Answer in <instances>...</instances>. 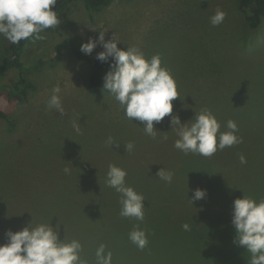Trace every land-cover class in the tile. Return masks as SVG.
Instances as JSON below:
<instances>
[{
	"label": "rangeland",
	"instance_id": "374dc122",
	"mask_svg": "<svg viewBox=\"0 0 264 264\" xmlns=\"http://www.w3.org/2000/svg\"><path fill=\"white\" fill-rule=\"evenodd\" d=\"M217 9L226 16L213 26L210 17ZM59 17V26L42 33L44 39L25 45L24 62L44 63L31 71L24 99L10 100L0 90V109L14 119L9 126L0 117V244L8 242L9 230H22L32 221V227L58 224L61 239H78L88 264H96L101 244L105 254L111 251L112 264H200L194 250L203 253L206 244L215 248L209 253L214 261L222 260L220 248L226 244L242 254L241 264H248L251 254L233 242L231 220L236 198L264 199V154L254 151L264 143V19L251 29L239 0H114L91 18L77 1ZM101 31L106 40L116 33L121 48L136 47L149 59L160 56L180 96L172 116L190 125L195 112L210 110L221 131L228 130V120L235 121L243 142L211 157L185 154L174 147L179 125L171 129V116L155 125L153 139L142 122L125 116L105 82L101 93H92V67L64 39L79 37L83 43ZM10 44L0 36V62L9 57ZM58 50L56 62L44 60ZM103 50L98 43L93 53ZM18 79L12 68L2 83ZM55 86L64 114L47 107ZM109 137L113 146L106 143ZM128 142L134 145L131 152H126ZM112 164L126 169V184L144 195L143 221L120 215L121 194L106 184ZM162 168L173 173L171 183L156 175ZM233 181L243 185L234 191ZM197 188L206 196L192 204ZM137 226L148 236L143 250L128 238Z\"/></svg>",
	"mask_w": 264,
	"mask_h": 264
},
{
	"label": "clouds",
	"instance_id": "9594fccd",
	"mask_svg": "<svg viewBox=\"0 0 264 264\" xmlns=\"http://www.w3.org/2000/svg\"><path fill=\"white\" fill-rule=\"evenodd\" d=\"M56 4L57 0H0V36L12 44H19L22 40L31 39L34 42L44 39L42 33L57 28L61 23L55 10ZM225 16V12L217 9L210 17V23L218 26ZM120 42L116 33L106 40L105 32L101 31L98 38L83 42L80 51L91 55L98 43L103 47L104 50L97 53L96 59L105 63L110 61L104 87L119 102L129 120L143 123L147 135L155 139L158 130L155 125L166 116H171V129L179 125L174 147L185 154L211 157L218 150L243 142V138L237 135L239 129L235 121L228 120V130L221 131L220 122L210 110L195 112L190 125L172 116L173 101L180 96L174 77L161 66L160 56L154 55L149 59L136 47H119ZM60 91L59 86L53 87L47 107L64 114ZM73 128L77 133L80 132L77 124L74 123ZM106 143L113 146L115 142L109 137ZM125 148L126 152H131L134 145L128 142ZM240 162L247 163L244 155L240 156ZM64 171L70 173L67 167ZM156 175L163 181L172 182L173 173L164 168ZM126 176V169L109 165L106 184L121 194L120 215L143 221L145 197L126 184ZM205 196L206 190L197 188L190 201L193 204V201ZM31 223L22 230H9L6 233L8 242L0 244V264H88L82 257V243L78 239H61L58 224L53 227L52 224L40 223L32 227ZM231 223L235 229L233 242L251 254L248 264H264V199L258 202L245 194L242 198H236L233 201ZM182 227L185 231L190 230L188 223ZM128 238L140 250L145 249L149 242L146 230L138 226L130 231ZM105 248L101 244L96 249V264H112V253L108 251L105 254Z\"/></svg>",
	"mask_w": 264,
	"mask_h": 264
},
{
	"label": "trees",
	"instance_id": "16d2710c",
	"mask_svg": "<svg viewBox=\"0 0 264 264\" xmlns=\"http://www.w3.org/2000/svg\"><path fill=\"white\" fill-rule=\"evenodd\" d=\"M77 1H80L82 3L83 7L89 13V16L91 18L94 13L100 11L103 7L110 5L114 0H57L55 10L59 15V13L65 7ZM239 9L241 12L245 14V18L249 23V27L251 29H258L264 19V0H239ZM30 40L31 39L27 41L22 40L19 44L11 43L8 46V51L10 52L9 57L3 59L0 62V90L4 91L10 100L22 101L24 99V96L27 94V91L31 86V81L29 76L31 71L38 70L41 64L44 63L43 60H40L38 62L29 65L26 62H24V60L22 59L25 45ZM64 41L66 44L71 46L73 52L76 55L86 60L90 64V66L92 67V72L90 76L89 89L94 94L101 93L103 86L102 84L105 82L104 79L105 75L110 70V61L107 63L101 62L98 59H96L97 55H95L94 53H92L91 55H85L84 53H82L80 51V46L82 43H81V38L79 37L66 38L64 39ZM59 56H60V51L58 50V54L55 57L44 60L45 61L48 60L50 63L54 61L56 62ZM12 68H15L19 73L18 81L9 85L3 84L2 80L5 76V73ZM0 117L6 119L8 121L9 126H13L14 119L11 118L6 111L0 109ZM254 151L257 152V154L259 155L264 154V143H260L259 146L255 148ZM231 178H233V175ZM248 181H250V179ZM251 181H252V185H254L256 183H260L261 179L251 180ZM234 182L235 181H233L231 184L232 190L234 187V191H236L235 187H238L239 184L243 185V183L236 184ZM196 215L197 218L200 217L197 213ZM189 216L191 217V214L189 215V213H186L184 215L185 218ZM180 217L184 219L183 216ZM197 222L200 221L197 220ZM200 225L201 224H197V226ZM202 241L203 239L198 240L197 242L198 247L202 246L201 243ZM224 245L222 248H220V250L224 254L221 261H214L212 258H210L209 253L212 252L215 248H209L207 247V244L203 246L205 247L203 253H201L200 250H197L196 247V249L194 250L193 258L200 259V264H219V263L241 264L242 254H240L239 251L234 250L232 247L226 246V244Z\"/></svg>",
	"mask_w": 264,
	"mask_h": 264
}]
</instances>
